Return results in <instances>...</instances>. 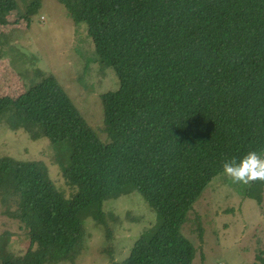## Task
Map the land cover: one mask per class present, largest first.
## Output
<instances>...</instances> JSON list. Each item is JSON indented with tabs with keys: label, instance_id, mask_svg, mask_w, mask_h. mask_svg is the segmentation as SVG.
I'll return each mask as SVG.
<instances>
[{
	"label": "trees",
	"instance_id": "trees-1",
	"mask_svg": "<svg viewBox=\"0 0 264 264\" xmlns=\"http://www.w3.org/2000/svg\"><path fill=\"white\" fill-rule=\"evenodd\" d=\"M28 1L27 10L41 4ZM59 2L87 25L93 60L117 77V87L100 94L107 138L53 74L38 70L22 92L0 96L11 128L54 145L66 141L62 176L75 189L65 197L41 161L0 158L3 213L29 241L22 254L4 250L0 264L73 263L85 220L103 226L109 240L105 202L134 191L157 219L123 260L105 248L110 263L192 264L195 246L183 228L216 176L254 167L244 192L261 201L264 0ZM12 12L26 15L17 0H0V27Z\"/></svg>",
	"mask_w": 264,
	"mask_h": 264
},
{
	"label": "rangeland",
	"instance_id": "rangeland-1",
	"mask_svg": "<svg viewBox=\"0 0 264 264\" xmlns=\"http://www.w3.org/2000/svg\"><path fill=\"white\" fill-rule=\"evenodd\" d=\"M27 1L17 0L26 15L12 12L9 23L0 27V96L22 92L26 84L38 80V70L53 74L105 141L100 94L117 87L114 71L93 60L87 25L75 23L59 0H41L38 8L28 10ZM68 152L66 141L54 145L44 136L33 139L26 130L11 128L7 115H0V158L43 162L55 187L67 198L75 192L62 176ZM251 167L243 165L216 176L195 202L183 228L195 246L192 264H263L264 187L260 202L244 192L254 171ZM104 209L110 239L103 226L87 218L81 254L73 263L56 264H111L105 248L113 260H123L143 229L157 219L136 191L107 200ZM3 211L0 202V260L4 250L22 254L29 242L18 222Z\"/></svg>",
	"mask_w": 264,
	"mask_h": 264
}]
</instances>
